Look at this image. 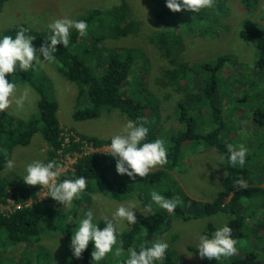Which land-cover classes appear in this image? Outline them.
<instances>
[{
	"label": "trees",
	"instance_id": "1",
	"mask_svg": "<svg viewBox=\"0 0 264 264\" xmlns=\"http://www.w3.org/2000/svg\"><path fill=\"white\" fill-rule=\"evenodd\" d=\"M6 1L0 0V11ZM150 1L155 6L154 13L157 24L161 29H166L160 36L171 35L183 39V36L181 37L177 33L180 34V30H184L181 27L184 23L190 24L188 30L192 32H198L199 35H210L219 14L223 16L227 14L228 0H213L211 6H206L198 12L194 9L188 11L182 9L180 12H172L165 7V0ZM240 2L245 10L250 7L252 12L255 10L258 0H240ZM107 11L109 12L107 13ZM104 15L107 16V19L113 17L112 22H117L118 19L123 21L133 16L125 0L121 5L113 7L112 11H94L85 17L81 16L78 20L82 19L87 22V35L79 37L74 30H70L68 46L64 47L62 44H58L56 46L57 51L52 54L51 59L58 66V71L68 81L78 86L80 96L83 93L86 95V106L82 110L76 111L72 118L76 121H87L99 118L104 109H108V111L118 110L126 115L128 120L139 119V122L144 123L149 128L147 139L152 140L160 136L159 130L161 129L154 131L148 120V113H157L156 120L158 121L161 112L166 109V104L173 102L172 98H175L177 99V108L183 110L179 122L184 123L182 124L184 129L171 130L169 131L171 138H165L168 159L163 163V169L150 170L144 177L137 176L133 180L127 175L116 173L115 160L111 156L103 152H95L79 158L73 165V170H68L57 178L58 180L66 177L72 178L73 175L85 177L86 188L79 199H74L75 207L78 209L85 198L90 197V194L97 191L104 195L110 194L118 200L130 198L133 193L137 192L136 198L142 202L143 210H145L144 204L150 199L149 193H143V189L150 191L152 187H155L166 196H178L183 201V204L177 206L173 214L168 213L166 209L157 207L153 202L152 211L145 210L146 212L143 213L140 220H137L134 225L132 224L129 229L120 234L119 242L123 249L121 254L119 256L111 253L106 254L104 262L122 264L129 247H138L142 241L163 238L172 221L176 219L189 222L204 216H224L225 220L223 222L232 228V236L237 239V252L231 257H222L219 261L214 258L211 260L204 258L198 262L185 264H264V218L263 220H257L255 223L257 232L251 236L246 227L248 216L239 214L236 217L234 216L236 205L241 202L239 206L243 207L245 199L246 201L250 199L251 194L264 197V188L246 187L240 189L241 187L233 183L234 180L240 177L246 180L247 185L253 183L251 178L252 173L255 171L250 166V160L253 157L246 155L243 166L227 165L228 174L222 180V189L219 192L217 201L203 202L201 209L194 208L198 201L188 197L177 180L171 175L172 171H180L178 166L182 160L185 146L190 150L192 147L204 145L208 149L222 153L226 158V145L232 144L228 135L237 132L235 130L236 125L242 118L252 119L253 124L264 136V27L248 28L241 30L240 33V37L244 40L249 39V37H256L257 39L258 56L261 60L254 64V68L246 70L238 62H235L237 64L230 63L225 56H218L216 61L200 65H196L199 62L190 63L187 61L184 54L179 57L173 56L171 62H169L170 66L162 71V79H157L155 90L144 87L142 84L141 90L135 91L136 95L125 97L124 93L127 91L124 90L123 84L124 81L131 80L134 71V62L131 63V61L136 60V55L130 47H127L129 49L127 51L111 52L107 56L103 71L100 73H96L93 67L86 63V57L90 56L87 43L97 40L98 30L100 31V27L104 23L102 20ZM123 23L125 26L127 25L131 33L137 31L132 22ZM20 26L29 29V34L35 37L32 43L37 48L40 47L44 37L48 34V31L34 29L26 24ZM18 27H10L2 33L14 35ZM95 28L97 29L96 32ZM118 28L119 26L115 29L111 28V32L106 36L100 31L99 38L118 39L121 36H127V31L124 30L125 27L121 26L119 31ZM152 43L154 42L152 41ZM75 44L77 45L76 48ZM148 64L147 58L137 60V68L144 67L148 69ZM234 66L239 67V71L235 70ZM134 68L136 67L134 66ZM226 69L229 71L227 78L222 76ZM32 77L33 73L30 71L18 70L16 73L6 74L7 79H13L15 83L20 85V88L23 86L31 88L39 94L40 98L36 103V114L27 121L21 120L15 124V119L11 114L4 112L2 116L0 115V204H6L9 198H13L17 203L24 202L26 199H34L41 188L39 185L25 184L22 177L16 174V171L10 176L6 174L8 168L5 167V161L11 158L13 147H24L28 145L31 137L40 134L51 147L48 150L49 156L46 162L56 157L57 151L64 148L63 127L59 123L57 113L59 104L55 98L45 94ZM238 86H241L240 89L243 90L236 89ZM218 91L227 99L232 94L238 95V91L254 98L257 101L254 114L250 118L248 109L239 104L231 110L226 108L228 104L223 107L216 97ZM242 99L243 97L238 100ZM187 102L192 104L196 114L188 115L185 113ZM236 112H241L240 116H237ZM209 129H212V131H208ZM79 137L81 141L74 142L71 147H68L69 149L80 152V148L83 146L82 141L92 144L94 148H100L108 144L106 140L93 136ZM70 138L71 140L75 139L74 136ZM262 147L263 145H261ZM67 153L69 152L67 151ZM97 179L102 182L106 181L107 189L100 182L95 187L90 185L92 181ZM112 190L119 191L120 195H112L108 192ZM53 202L54 200L50 198L31 206L13 209L7 215L0 212V264H32L34 260H37L36 264H39L42 256L46 254V252L39 254L41 249L38 245L42 240L41 232L45 228L48 230L47 233L50 234L57 229L54 220L65 218L64 213ZM254 213L253 211L249 217L253 218ZM66 222L67 224H61V227L64 228V234L68 230L74 231L71 224L68 225V221ZM103 226L101 221L98 227L102 228ZM216 227H218L217 224L209 223L202 234H210ZM177 237L178 235L171 241L175 242L178 239ZM18 245H23L25 248L24 253H20L18 256L16 254L8 255L10 248ZM3 249H6L5 252H3ZM91 251V241L80 258L74 257L69 247L67 254L70 259L66 262V257H64L59 264H90ZM189 251L193 253L196 248L190 247ZM34 254L36 255L35 259L31 261V255ZM100 262H103V260ZM155 264L181 263L177 260V255L171 247L165 253V259L163 261L157 260Z\"/></svg>",
	"mask_w": 264,
	"mask_h": 264
},
{
	"label": "rangeland",
	"instance_id": "2",
	"mask_svg": "<svg viewBox=\"0 0 264 264\" xmlns=\"http://www.w3.org/2000/svg\"><path fill=\"white\" fill-rule=\"evenodd\" d=\"M129 5L132 15L126 20L118 19L116 22H112V18L107 19V16L102 17L103 25L100 27V31L103 35L109 34L110 29H115L119 26L125 27L127 36H121L118 39L114 38H99V30L97 34V40L87 43V48L90 52L89 57H86V63L91 65L96 73H100L104 69L107 56L113 51H127V47L135 53L136 60H132L133 74L131 80L124 81L123 87L125 92L124 96H134L135 91L141 90L142 84L144 87L154 89L157 84V79H162V71L168 66L173 56L179 57L184 54V58L190 63H197L196 65L204 64L206 62L216 61L218 56H225L232 64L244 66L245 69L254 68V64L261 59L258 56V49L256 43V37L244 40L240 37L241 30L263 28L264 27V0H258L256 8L251 12L249 7L244 9L240 0H228L227 1V14L223 16L219 14L218 20L213 24V32L210 35H199L198 32H192L189 29L190 24L184 23L180 30L181 39L179 37H173L171 35L160 36L166 29H161L155 19L154 11L155 6L150 0H125ZM123 0H7L0 11V32L13 27L20 26L22 24L29 25L34 29L48 31L47 23L56 18L68 17L71 19H78L81 16L85 17L87 14L94 11H112L113 7L121 5ZM109 11H107L108 13ZM251 12V13H250ZM118 17V16H117ZM115 20V19H114ZM184 20V19H182ZM132 22V25L136 27V32L131 33L127 28V25L123 23ZM134 22V23H133ZM122 24V25H121ZM97 29L95 28V32ZM152 41L154 43H152ZM76 45V44H75ZM78 45V43H77ZM75 46V48L77 47ZM84 50L86 49L83 48ZM123 55V54H122ZM85 56V51H84ZM147 58L149 61L148 69L141 67L137 68V60ZM233 67V66H232ZM235 70L239 71V67L234 66ZM33 73V77L39 88L45 93L55 98L59 104V123L63 127L62 137L64 139L63 147L57 151L56 157L52 160L59 164L67 163V169H71L73 165L84 155L91 153H105L107 151L106 145L100 148H94L92 144L82 141L83 146L80 148V152L69 149L74 142L78 143L79 136H93L95 138L106 140L109 143V138L112 134L120 131L123 125L128 120L126 115L122 114L118 110L108 111L104 109L101 116L96 119L87 121H76L72 118L76 111L82 110L87 101L85 100V94L78 98L77 92L79 90L75 83L65 80L64 76L58 71L56 63L50 59L46 61L43 66L37 64ZM229 71L226 69L222 76L227 78ZM132 84V85H131ZM241 86L236 87L240 89ZM21 90L27 89L28 96L24 102V106L21 110L17 111L14 102L10 105L9 109L0 112V115L4 112L11 114L15 119V124L18 121H27L33 114L37 112L36 103L40 96L37 92L31 88H20ZM238 91V95L232 94L230 98H224L220 91L217 92L218 102L224 107L226 104L227 109H233L237 104L245 106L249 111V116L254 114L257 101L254 98L248 97L246 93ZM155 92V91H154ZM243 97L242 100H238ZM175 98H172L173 102L166 104V109L161 112L160 119L157 121V113H148V120L153 126L154 131L161 129L160 134L166 139H170L171 135L169 131L184 129L180 120L182 114V108H177ZM238 102V103H236ZM12 106V108H11ZM157 111V110H156ZM155 111V112H156ZM160 111V110H159ZM185 113L188 115L196 114V111L191 103L185 104ZM240 116L241 112L235 113ZM181 123V124H180ZM241 128V129H239ZM23 129V127H22ZM235 130L228 135L232 144L243 143L248 149L247 156L253 157L250 160V166L255 172L252 173L251 187L258 189L264 188V136L253 124L252 119L248 120L242 118L236 125ZM24 131V130H23ZM212 131V129L208 130ZM71 136L75 139L71 140ZM228 139V138H227ZM187 145V144H186ZM261 145L263 147L261 148ZM51 147L44 142L40 134H36L30 138L28 145L21 147H14L11 151V158L15 162V166L12 169H7L6 174H12L16 171L18 176L24 174V165L31 160L40 159L46 162L49 156V149ZM183 151L182 160L178 166L179 172L172 171L171 175L177 180L178 184L182 187L184 193L198 201L195 209H201L203 202L217 201L219 192L222 189V180L228 174L227 171V159L222 153H218L216 150L206 148L204 145L192 147L190 150ZM186 150V151H185ZM67 151L69 153H67ZM255 155V156H254ZM224 157L223 162L220 158ZM68 157V160H65ZM163 164H156L150 170L163 169ZM102 183L107 189L105 182L100 179L92 181L90 185L96 186L98 183ZM107 183V182H106ZM112 186V185H111ZM123 191V190H122ZM112 195H120L119 191H108ZM139 192V191H138ZM143 193H149V190L143 189ZM141 192V194H143ZM11 193V191H10ZM256 193V192H255ZM47 190L41 189L37 192L33 203L49 200L51 197L46 196ZM137 192L133 193L130 198L118 200L110 194L104 195L103 193L90 194L83 200V203L79 206V209L75 207L74 200L72 206L68 209H64L62 204L54 200V204L64 213L65 218L54 220L56 222L57 229L50 234L47 233V229L41 232L42 240L38 247L41 249L40 255L46 252L47 256H52V264H59V262L66 257L67 262L70 256L67 254L68 246L65 243H70L69 237L72 235V231L68 230L64 234V228L61 224H71L72 230H75L78 222V217H81L85 211L92 209L96 218L100 221L102 217H110L111 212L115 211V208L120 204L128 205L132 202L138 209H134V214L137 220H140L143 212H146L142 208V202L136 198ZM144 195V194H143ZM149 196V194H148ZM93 197H96L93 200ZM53 200V199H52ZM246 202V203H245ZM243 203L246 216V227L249 234L257 232L255 223L257 220H263L264 218V197H259L258 194H251L250 199ZM241 202H239L240 204ZM238 205L235 207V217L238 214ZM20 205L13 198H9L6 204L0 205V209L4 212L11 211L18 208ZM240 207V206H239ZM249 208V210H247ZM252 208V210L250 209ZM254 213V217L250 218L249 215ZM79 215V216H77ZM228 216V215H227ZM136 220V221H137ZM224 216L221 217H208L204 216L195 221L183 222L181 219L172 221L167 233L163 238L167 241L169 247H172L173 252L177 255L181 261L185 263H194L202 260L198 255V250L190 252V247H195L198 242L199 235L206 228L209 223L217 224L220 226L223 224ZM134 225V224H133ZM132 224L122 222L120 224V234L129 229ZM178 235V239L175 242L171 240ZM66 239V241H64ZM25 248L23 245H18L10 248L8 255L17 256L24 253ZM6 249H3L5 252ZM165 252V253H166ZM46 258V257H45ZM35 257L31 255V261ZM46 260V259H45ZM99 264H110L104 262ZM37 260H34L32 264H36Z\"/></svg>",
	"mask_w": 264,
	"mask_h": 264
},
{
	"label": "clouds",
	"instance_id": "3",
	"mask_svg": "<svg viewBox=\"0 0 264 264\" xmlns=\"http://www.w3.org/2000/svg\"><path fill=\"white\" fill-rule=\"evenodd\" d=\"M212 4L213 0H165V7L172 12H180L182 9L185 11L194 9L198 12ZM78 19L63 17L50 20L46 25L48 34L44 37V41L39 48L32 43L35 37L29 34V29L23 26H19L14 35L0 32V112L9 109L13 102L16 110H21L28 96V90H21L20 85L15 83L13 79L9 80L6 78V74H13L18 70L24 72L34 71L37 64L43 66L46 61L52 58V54L57 51L56 46L58 44H62L64 47L68 46L70 30H74L79 37L86 36L88 30L87 22ZM64 79L68 81V79ZM79 92L80 90L77 92L78 98L81 97ZM148 133L149 128L144 123L139 122V119H129L120 131L110 136L105 154L115 160V171L117 174L127 175L134 180L137 176L144 177L154 165L163 164L168 159L165 137L160 135L155 139L148 140ZM247 152L248 149L243 143L235 146L227 144L226 159L228 165L243 166ZM65 160L67 161L68 157H65ZM220 160L223 162L224 157L222 156ZM14 166L15 162L12 159L5 161L6 168L12 169ZM66 168L67 163L59 164L54 160L44 162L40 159H34L24 165V174L20 177L27 185H39L41 189H46V196L62 204L64 209H68L72 206V201L79 199L84 192L86 179L82 175H73L72 178L66 177L58 180L57 178L62 173L73 170L72 167L62 172ZM233 183L241 187L240 189L251 188V183L247 185L246 180L242 177L237 178ZM149 197V201L144 204V209L148 211H152L153 202H155L157 207L166 209L170 214L174 213L177 206L183 204V201L178 196H166L155 187L150 189ZM35 199H38V197L26 199L24 202L19 203L20 206L18 208L33 205ZM95 199L96 197H93V200ZM134 209L138 208L132 202H129L127 206L120 204L115 208V211L111 212L110 217L101 218L104 225L102 228L98 227L101 221L96 218L91 208L88 209L79 217L77 226L72 231L70 243L65 244L70 247L74 257L80 258L82 252L91 241L90 264H99L100 261L105 259L106 254L109 253L119 256L123 251L119 242L120 224L126 222L130 225L136 222L137 217L134 214ZM250 209L252 210V208ZM238 211L239 215H246L244 206H238ZM0 212L5 215L8 214V212H4L1 209ZM168 247L167 241L162 238L142 241L138 247H129L127 249V256L122 261V264H155L157 260L163 261L165 259V252ZM196 249L201 258L210 260L214 258L219 261L222 257L228 258L237 252V239L232 236V228L227 223H223L210 234L199 235ZM33 256L35 257L36 255L34 254ZM177 260L181 264H185L179 258ZM44 262L52 264V256L44 254L39 264H44Z\"/></svg>",
	"mask_w": 264,
	"mask_h": 264
},
{
	"label": "crops",
	"instance_id": "4",
	"mask_svg": "<svg viewBox=\"0 0 264 264\" xmlns=\"http://www.w3.org/2000/svg\"><path fill=\"white\" fill-rule=\"evenodd\" d=\"M143 213H145V212H143ZM44 264H46V262H44Z\"/></svg>",
	"mask_w": 264,
	"mask_h": 264
}]
</instances>
